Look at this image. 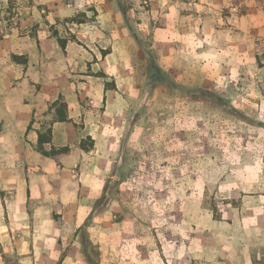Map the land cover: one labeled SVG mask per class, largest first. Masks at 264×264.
Instances as JSON below:
<instances>
[{
  "label": "crops",
  "instance_id": "1",
  "mask_svg": "<svg viewBox=\"0 0 264 264\" xmlns=\"http://www.w3.org/2000/svg\"><path fill=\"white\" fill-rule=\"evenodd\" d=\"M63 10L58 36L0 39V264H94L93 234L123 228L87 222L110 214L93 206L151 98L222 88L223 103L264 107L244 96L264 94V0H83L69 22ZM50 129L45 151L69 149L59 160L40 150Z\"/></svg>",
  "mask_w": 264,
  "mask_h": 264
},
{
  "label": "rangeland",
  "instance_id": "2",
  "mask_svg": "<svg viewBox=\"0 0 264 264\" xmlns=\"http://www.w3.org/2000/svg\"><path fill=\"white\" fill-rule=\"evenodd\" d=\"M82 1L0 0V39L58 36L59 7L78 21ZM244 94L264 95L252 88ZM227 95L220 88L193 94L194 101L165 92L151 98L157 108L134 120L93 206L110 214L87 222L123 228L93 234L102 239L94 264H225L242 251L264 264V107L237 103L234 94L223 103ZM113 253L125 259L113 262Z\"/></svg>",
  "mask_w": 264,
  "mask_h": 264
},
{
  "label": "trees",
  "instance_id": "3",
  "mask_svg": "<svg viewBox=\"0 0 264 264\" xmlns=\"http://www.w3.org/2000/svg\"><path fill=\"white\" fill-rule=\"evenodd\" d=\"M63 120L65 118H62ZM52 139V130L50 129L45 135H41L40 137V150L43 152V154H45L46 156H52L55 159L59 160V157L61 155H66L67 153H69V149L65 148L59 151L56 150H52L50 152L45 151V149L43 148V143H47L50 142Z\"/></svg>",
  "mask_w": 264,
  "mask_h": 264
}]
</instances>
